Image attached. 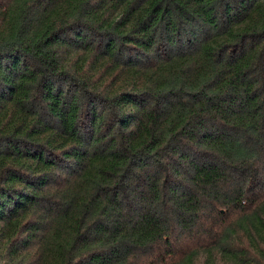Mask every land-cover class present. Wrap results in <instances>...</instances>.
<instances>
[{"label": "trees", "instance_id": "trees-1", "mask_svg": "<svg viewBox=\"0 0 264 264\" xmlns=\"http://www.w3.org/2000/svg\"><path fill=\"white\" fill-rule=\"evenodd\" d=\"M0 264H264V0H0Z\"/></svg>", "mask_w": 264, "mask_h": 264}]
</instances>
